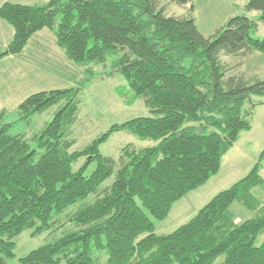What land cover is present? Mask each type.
<instances>
[{
  "label": "trees",
  "instance_id": "1",
  "mask_svg": "<svg viewBox=\"0 0 264 264\" xmlns=\"http://www.w3.org/2000/svg\"><path fill=\"white\" fill-rule=\"evenodd\" d=\"M174 1L189 5L187 12L169 15L162 0H47L0 7V17L15 29L0 58L21 53L35 33L48 28L83 69L79 86L37 92L19 105L23 121L63 102L31 141L11 134L14 123L0 113V264L15 258L16 238L24 231L36 237L61 227L74 205L69 221L76 228L29 252L22 264H94L96 250L110 264H215L222 256L219 264H264V240L258 242L264 235V199L254 191L264 188V151L246 177L172 233L157 234L145 211L166 219L176 202L218 174L224 155L251 128L247 103L253 95L264 96V77L241 73L251 56L264 53V38L252 36L264 24V0H247L244 7L259 11L258 19L234 16L210 37L196 26L193 0ZM109 60L127 81L128 105L143 99L152 115L114 124L71 152L80 94L94 66ZM122 131L156 144L123 147L116 170L117 161L103 155L101 145ZM83 157L86 163L75 171ZM92 162L97 167L87 176ZM113 175L114 182L103 188ZM236 201L254 216L237 223L229 211Z\"/></svg>",
  "mask_w": 264,
  "mask_h": 264
},
{
  "label": "rangeland",
  "instance_id": "2",
  "mask_svg": "<svg viewBox=\"0 0 264 264\" xmlns=\"http://www.w3.org/2000/svg\"><path fill=\"white\" fill-rule=\"evenodd\" d=\"M162 4L167 7L168 14H184L187 12L182 5L174 0H162ZM245 12H242L244 14ZM252 19H258L259 11L246 13ZM255 38H264V24L259 23V28L252 33ZM261 57V58H260ZM264 54L251 57L242 67L241 73L247 78L258 76L264 77ZM72 61V60H71ZM78 69L75 74L76 82L74 87L79 86L83 73L79 77L80 66L75 63ZM94 75L90 83H86L80 94V105L78 111V120L73 126L70 138L75 139L71 152L81 151L91 144L95 139L105 133L114 124H121L137 117L151 116L149 108L145 105L143 99L136 100L132 105L127 101L131 95L127 90V81L120 72H113L111 60L106 64L94 66ZM72 87V85H71ZM70 88V87H69ZM118 88L123 97L118 93ZM63 102L54 105L42 114H36L29 120L19 121V113L13 112L5 115V121L14 123L9 131L13 135H24L29 141L39 134L54 118ZM246 108L251 114L248 117L251 128L243 130L234 146L226 153L222 160V166L218 174L213 176L206 184L190 192L178 202H176L169 214L164 220L154 219L146 211L148 216L155 224L157 234H169L177 228L187 223L193 218L200 209H202L214 196L220 191L231 187L234 183L246 177L264 151V96L253 95L251 102H248ZM156 143L151 140H141L137 136L126 132L114 133L108 141L101 145V152L105 156L113 157L117 161L116 170L119 168V158L123 147L131 145L137 149L153 146ZM87 161L86 157L81 158L75 165L74 170H79ZM264 166V161H263ZM97 163L92 162L86 175L90 176L96 169ZM264 177V167L261 171ZM115 180V175L108 178L102 185L103 188L110 186ZM255 193L264 199V188L258 186ZM93 196L89 198L91 200ZM77 209V205L71 206L60 221L61 227H55L36 237L32 236L31 231L26 230L16 238L17 247L15 249V258L9 260V264H22L20 259L29 252L38 247L53 241L60 237L67 229L76 228L75 224L69 221L70 213ZM230 214L236 222H244L254 214L239 201L234 202L230 207ZM143 237V236H142ZM264 240V235L259 237V244ZM224 257L218 258L215 264L223 261ZM94 264H110L108 255L105 252L95 251Z\"/></svg>",
  "mask_w": 264,
  "mask_h": 264
},
{
  "label": "crops",
  "instance_id": "3",
  "mask_svg": "<svg viewBox=\"0 0 264 264\" xmlns=\"http://www.w3.org/2000/svg\"><path fill=\"white\" fill-rule=\"evenodd\" d=\"M44 1L47 0H0V7L6 2L33 5ZM246 3L247 0H193L196 26L210 37L230 18L245 12ZM183 8L188 10L189 5ZM14 33V27L0 17V52L11 43ZM77 70L59 46L56 34L48 28L38 31L21 53L0 58V113L17 112L19 105L34 93L73 87ZM82 73L80 69L78 76Z\"/></svg>",
  "mask_w": 264,
  "mask_h": 264
}]
</instances>
